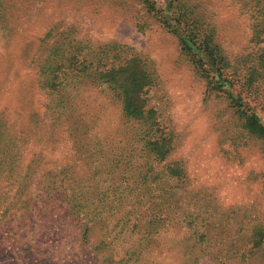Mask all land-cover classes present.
<instances>
[{
  "label": "rangeland",
  "instance_id": "rangeland-1",
  "mask_svg": "<svg viewBox=\"0 0 264 264\" xmlns=\"http://www.w3.org/2000/svg\"><path fill=\"white\" fill-rule=\"evenodd\" d=\"M148 1L0 0V213L28 165L83 206L1 221L0 264H88L101 239L117 264H264V144L239 114L264 123V0H177L224 87ZM128 72L145 79L138 118L122 110ZM76 214L105 222L85 241Z\"/></svg>",
  "mask_w": 264,
  "mask_h": 264
},
{
  "label": "trees",
  "instance_id": "trees-1",
  "mask_svg": "<svg viewBox=\"0 0 264 264\" xmlns=\"http://www.w3.org/2000/svg\"><path fill=\"white\" fill-rule=\"evenodd\" d=\"M150 10H154V2H149L148 0H143ZM162 7L159 10L160 19L165 27H170L172 31L175 33L180 49L190 55L196 62V65L199 68H203L207 74H213L217 78V84L219 87H224L227 85V81H221L219 77L221 76L220 70L225 67L224 60L221 56L216 52V48L212 46L211 41L208 39L206 35L202 32L200 25L195 23H188V19L184 18L182 12L177 9V0H161ZM178 7V6H177ZM186 19V20H185ZM52 78V77H51ZM51 78L46 80L45 85L51 89L54 84L51 85ZM145 79L139 73L138 75L134 72L126 73V76L121 80L122 84H119V88L121 89L123 102H122V110L123 112L132 117L138 118L142 115V101H141V91L143 86L145 85ZM216 82V81H215ZM227 97L234 103H236V107L239 109L242 105V100L239 97H234L232 94L228 93ZM243 127L256 136L258 139L263 141L264 144V123L261 122L257 114L247 108V111L239 112ZM69 124L66 122L67 130L72 134L75 133L77 127L80 129L83 125L80 121ZM84 132V131H83ZM2 136H0V144L2 142ZM77 147L80 148V141L77 142ZM11 154H6L5 147L3 145L0 146V179L2 177L1 172L3 163L5 160H9ZM3 159V160H1ZM65 169V168H64ZM63 169V170H64ZM69 169V168H68ZM11 170H7L6 173H9ZM66 171V170H65ZM35 169L30 168L29 165L26 166V170L20 182H18L15 186V189L11 195V202L6 204V207L1 210L0 213V222H8V219L14 218L19 219L20 222H23L28 218L30 213L40 214L43 216H48L52 213L61 214L62 215H73L70 213L74 207L78 209H82L83 206L81 204H71L73 201L72 198H68L67 195H64V187L58 184V181L51 177L54 174H48L50 177L46 178L45 173L41 171L39 174L38 180L36 183L30 181V174L34 173ZM43 174V175H41ZM2 181V180H1ZM0 181V182H1ZM34 185L33 192H29L30 186ZM70 203V204H69ZM76 222L75 227H82L81 236L86 234L84 238L85 241L89 239V226L92 224L93 220L96 218L97 224H103L105 220L101 216L88 218H77V214L75 215ZM84 220V222H81ZM120 221V220H119ZM9 223V222H8ZM132 229L133 225H132ZM88 230V231H87ZM12 233V232H11ZM14 233V232H13ZM12 233V234H13ZM10 234V235H12ZM143 234H149V232H145ZM82 238V237H81ZM9 240V238H7ZM84 241V242H85ZM20 244H25V242H19ZM94 246H91L90 255L88 260V264H117L112 262L111 251H109V247L105 242V239H101L95 242ZM108 252V253H107ZM107 253V258H106ZM109 254V255H108Z\"/></svg>",
  "mask_w": 264,
  "mask_h": 264
}]
</instances>
